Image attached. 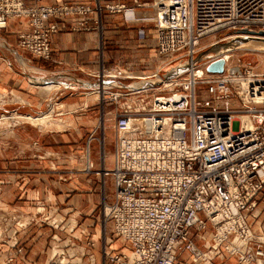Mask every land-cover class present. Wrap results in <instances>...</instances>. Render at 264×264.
Here are the masks:
<instances>
[{
  "label": "built area",
  "instance_id": "obj_1",
  "mask_svg": "<svg viewBox=\"0 0 264 264\" xmlns=\"http://www.w3.org/2000/svg\"><path fill=\"white\" fill-rule=\"evenodd\" d=\"M105 8L111 14L127 9L123 4ZM154 8L158 57L165 64L188 57L192 64L183 83L175 71L126 76L141 81L136 94L155 88L152 81L171 90L156 95L146 113L129 107L116 115L113 167L102 171L112 177L114 195L103 204V220L126 247L109 250L106 242L104 264H179L183 253L201 254L191 232L207 226L213 230L208 249L214 257L264 264V234H255L247 222L264 189V72L228 67L224 56L223 75L207 81L210 99L199 101L195 87L205 73L193 60L205 36L264 32V0H158ZM90 14L78 4L0 0V30L9 20H24L29 31L18 36L20 47L47 60L51 37L62 28L58 21L79 16V27L86 29ZM239 117L248 118L250 127Z\"/></svg>",
  "mask_w": 264,
  "mask_h": 264
},
{
  "label": "rangeland",
  "instance_id": "obj_2",
  "mask_svg": "<svg viewBox=\"0 0 264 264\" xmlns=\"http://www.w3.org/2000/svg\"><path fill=\"white\" fill-rule=\"evenodd\" d=\"M157 2H106L104 10L109 18L105 17L103 22L93 14L89 17V20L93 17L94 24L103 22L111 30L108 44L100 45L99 64L108 67V72L102 75L109 77L114 84L105 88L77 86L73 90L57 86L43 91L45 93L41 89H32L33 92H41L37 97L43 99L41 111L37 114L20 112L15 94L5 96L0 92V264H104L102 248L106 242L110 241L109 250L125 249L126 245L114 238L111 224L103 220V204L111 202L114 195L112 177L104 176L102 171L113 167L116 115L129 107L132 112L146 113L156 95H164L171 90H162L159 84L146 93L136 94L133 91L141 81L127 79L126 76L131 74L133 78H141L157 71L160 75L175 71L181 73L176 79L179 83L188 76L185 70L192 64L188 57L165 64V60L156 54L157 11L154 4ZM119 4L127 8L125 13L129 15L123 11L111 14L105 8ZM58 22L62 24V21ZM114 26L121 28L124 36L128 32L134 38L136 35L137 43L120 44L123 35L114 33L117 31ZM141 33L144 34L143 39L139 37ZM228 37L233 35L219 32L199 40L193 56L195 68L205 73L195 87L199 101L210 99L207 81L223 75L209 74L205 68L225 55L228 56V67L240 65L254 73L264 72V53L232 50L221 54L223 51L218 46L212 47L225 44ZM17 44L21 48L19 39ZM50 58L37 59L48 61ZM97 74L93 76L98 78L100 75ZM35 85L40 87L41 83L36 82ZM81 94H86L85 102L81 101L84 96ZM229 101L233 108H238L235 99ZM85 103L87 107H84ZM67 104H74V114L64 113ZM86 117H94L96 126L86 127L83 124ZM17 139L24 143L23 149L17 146ZM87 149L92 162L88 160ZM93 149L98 156L103 152L106 157L105 166L100 171H97L99 161L92 158ZM31 162L33 167H30ZM108 186L106 192L104 188ZM30 190L35 193H30ZM199 233L202 231L197 235ZM210 233L206 236L207 242ZM206 241L197 246L202 253L209 251ZM178 262L206 264L202 260H193L190 253H183ZM211 264H224V261H212Z\"/></svg>",
  "mask_w": 264,
  "mask_h": 264
},
{
  "label": "crops",
  "instance_id": "obj_3",
  "mask_svg": "<svg viewBox=\"0 0 264 264\" xmlns=\"http://www.w3.org/2000/svg\"><path fill=\"white\" fill-rule=\"evenodd\" d=\"M130 1L131 0H25L27 5L38 4L53 6L61 3H75L80 6H86L92 11L93 15L98 16L102 21L105 17L109 18L104 10L106 2H124L130 4ZM92 14H90L89 17ZM111 18L117 17L112 16ZM92 19L93 17L90 18L91 21L88 20L86 29H84V27H79L82 17L72 16L63 20L61 30L51 37L52 53L51 58L48 61L38 60L37 58L32 57L27 51L18 47V35L20 33L28 32L29 29L24 20H9L6 28L0 30V92L2 95L9 96L10 94L12 96V94H15L16 100L20 103H17V105H19L17 108L20 112L37 114L41 111L40 106L42 105L41 102L43 99L37 97L38 95H41V92H33L32 89H41L42 93H45L49 91V89L57 86L73 90L77 86H84L86 88H105L104 86L108 87L111 84H114L115 82L110 81L109 77L105 78V76L102 75L105 74V72H108V67L99 64L100 45L102 44L105 46L108 44V34L111 30L109 26L103 23L104 21L102 24L98 25L94 24L95 22ZM114 29L117 30L116 32L113 31L116 34L121 36L125 34L119 27L114 26ZM130 34L131 33L128 32L126 36L123 35L119 40L120 44L137 43L135 42L136 35L134 38ZM95 74L100 76H97L98 78H96L93 76ZM80 78L84 80H81ZM91 78L92 80H90ZM45 79H47L46 82L44 81ZM85 80L95 82V84ZM36 82L41 83V86H36ZM81 95L83 96L84 94ZM86 100L87 97L85 94L83 98H81V101L85 102ZM65 107H67L64 110L66 115H72L75 113V109L73 108L75 107L74 104H67ZM84 107H87V103L84 104ZM83 124L86 127L93 128L96 126L97 121L94 117H86ZM74 128L78 127L74 126ZM16 141L17 146L19 145L21 149H23L24 143L20 139H17ZM101 155L99 154L98 156V153L96 154L95 150L92 154L93 160L95 162L99 161L97 163V171H100V169L105 166V154L102 152ZM23 156L24 155H21V157ZM87 157L89 162H92L88 149ZM33 166L34 163L31 162L30 167ZM108 189L109 186L106 187V189L104 188L106 192ZM113 189L112 184V193ZM30 193L34 194L35 192L30 190ZM111 198L113 199V196ZM111 198L109 200H111ZM247 222L255 234H264V190H262L257 197L256 208L251 214L248 213ZM210 229L212 230L210 226H207L206 230L202 231V234L205 236L203 239L202 234L199 233V235H197V232H191V239L196 248L202 243V241H206L207 234L211 232ZM212 233L213 230L210 233L207 246L210 245ZM212 261H224V264H235L236 262V264H238L234 257L228 255L223 259L213 256L210 259L209 264H211Z\"/></svg>",
  "mask_w": 264,
  "mask_h": 264
},
{
  "label": "water",
  "instance_id": "obj_4",
  "mask_svg": "<svg viewBox=\"0 0 264 264\" xmlns=\"http://www.w3.org/2000/svg\"><path fill=\"white\" fill-rule=\"evenodd\" d=\"M218 49L230 52L232 50H245L255 53H264V32L241 31L234 37L227 40L225 44H216ZM214 46V47H215ZM209 74H222L224 70V60L219 58L209 63L205 68ZM160 82L156 81L151 86H157Z\"/></svg>",
  "mask_w": 264,
  "mask_h": 264
},
{
  "label": "bare ground",
  "instance_id": "obj_5",
  "mask_svg": "<svg viewBox=\"0 0 264 264\" xmlns=\"http://www.w3.org/2000/svg\"><path fill=\"white\" fill-rule=\"evenodd\" d=\"M216 45V44H215ZM215 45H212V47H214ZM221 50V49H220ZM224 52H225V54L227 53L226 51H223V53H221V54H224ZM229 53V52H228ZM226 56V55H225ZM183 66V65H182ZM181 66V67H182ZM180 67V68H181ZM155 82L154 81H152V82H150V84H154ZM149 83L148 84H146V85H150ZM155 86V85H154ZM150 87H153V86H151L150 85ZM135 88V87H134ZM23 119H25L24 117H23ZM240 121H242V122H246L245 123V126L248 128V127H250V120L248 119V118H245V117H239L238 118ZM205 246H207V241H206V244H205ZM208 247V246H207ZM198 251H200L199 249H197ZM201 254L203 255V256H201ZM201 254L200 253H196V255L195 256H192V259L193 260H195V261H197V260H202L203 262L205 261V263L206 264H209V259H211L213 256H214V252L213 251H211V250H209V251H206V252H201Z\"/></svg>",
  "mask_w": 264,
  "mask_h": 264
}]
</instances>
